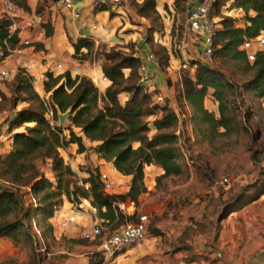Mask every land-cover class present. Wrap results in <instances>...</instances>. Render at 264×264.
I'll return each instance as SVG.
<instances>
[{
  "label": "trees",
  "instance_id": "trees-1",
  "mask_svg": "<svg viewBox=\"0 0 264 264\" xmlns=\"http://www.w3.org/2000/svg\"><path fill=\"white\" fill-rule=\"evenodd\" d=\"M233 3V8L242 10L241 19L222 14L225 4L221 0H214L211 7V16L219 18L214 36L216 65L194 60L191 62L196 66L194 74L185 71L181 78L180 100L194 111L193 120L198 125H206V130L212 134L218 133L220 128L226 132L239 129L241 107L248 96L264 100V48L256 53L254 62L248 60L247 51L243 49L247 39L264 32V0H234ZM17 4L27 8L22 0ZM132 4L140 17L156 25L150 27L149 32L159 31L162 35L164 26L160 22L162 16L157 0ZM179 4L176 0V5ZM183 4L188 8L186 0ZM96 9L109 10L112 7L103 5ZM9 22L6 17L0 20V48L4 49L5 56L10 53L5 44L13 49L19 42L16 34L8 36ZM72 47V57L79 63L94 61L95 42L90 37L77 38ZM152 53L160 68L165 70L170 66L168 48L159 45L154 52L152 49ZM103 56L102 74L109 80L103 83V91L91 77H72L70 72L58 75L46 72L43 89L49 95L44 100V95L34 89L32 77L24 68H18L9 84L11 96L0 92V112L14 110L8 121L9 129L25 127L24 131L11 135L10 149L0 154V179L5 183L0 187V237H8L15 245L23 246L31 238L36 239L33 222L41 237L48 231L55 238L51 219L62 210L64 202L77 204L89 200L97 209L99 218L121 224L125 217L119 213L116 203L130 200L139 205V197L147 191L145 166L161 167L164 173L159 178L180 175L186 169L176 134L180 117L167 101L162 104L155 100L157 92L148 90L141 83V58L136 57L134 51L128 54L115 49L103 52ZM225 60L246 74L252 72L250 79L238 83L228 77L217 65L218 61ZM121 94L127 95L124 102L120 99ZM207 97L217 103L218 114L207 108ZM20 102L26 106L15 110ZM44 102L53 111L54 125H50L45 117ZM59 112L68 113V138L63 136V129L58 125ZM152 116L156 118L150 122L148 119ZM31 123L32 126H26ZM72 127L77 128L79 134L73 132ZM85 138L94 143L92 149L99 158L111 162L121 174L131 176L126 193L105 192L99 167L85 170L88 178H82L80 183L86 189L78 185L75 172L64 162L60 150L74 143L78 152H84L87 149ZM45 160L51 161L54 180L37 167V162ZM22 188L36 198V206L31 205V212L23 214L25 220L28 216L26 222L18 215L22 211L18 197ZM260 195L248 194L245 204L256 201ZM131 218L135 220V215Z\"/></svg>",
  "mask_w": 264,
  "mask_h": 264
},
{
  "label": "rangeland",
  "instance_id": "rangeland-1",
  "mask_svg": "<svg viewBox=\"0 0 264 264\" xmlns=\"http://www.w3.org/2000/svg\"><path fill=\"white\" fill-rule=\"evenodd\" d=\"M170 1L171 3H166L163 8L162 4L157 6L162 16L160 22L164 26L162 35L159 31L150 33L149 28L155 25L154 22L137 14L132 2L141 3V0H130V6L133 8L134 14L129 16L127 13L128 17H131L132 30L138 33V40L134 42L139 43V38L143 37L142 41L150 49L145 52L141 48V60L147 61V55L152 52V49L153 52L157 50L159 45L165 46L170 52L171 77L165 76L164 80H159L155 73L150 74L149 70L142 66L141 83L148 90L153 85L157 88L164 86V88L167 87L174 93V100H171L169 96H161V99L156 97L155 100L162 104L167 101L168 105L176 113L178 112L181 117L176 128V134L178 135V147L183 156V162L186 164V169L182 174L167 178H159L164 173L161 167L154 165L150 169L151 165L145 166L147 191L141 194L138 200L140 214H147L148 216V232L150 235L162 234L155 225L160 220H163L166 226H172L174 232H181L177 240L172 239V242L166 240L164 234H162V241L170 243L172 247L178 248L181 246L187 249L190 246L186 242L187 240L197 241L198 243H204L207 240L205 243L206 251L216 253L221 251L224 253L230 251L231 242H238V248L232 250L240 256L253 257L264 246V104L262 100L248 96L245 104L241 107L242 121L237 131L226 132V130L220 128L218 133L212 134L206 130V125H198L193 120L194 111L179 98L182 88L181 78L185 71H188L191 75L194 74L196 66L191 62L194 60L200 61L199 56H202V53H197L200 49V43L194 41L192 37L195 30L189 26V11L185 7L186 4H183V0H177L180 3L179 5H176V0ZM13 2L18 6L17 0H13ZM221 2L225 4L222 14L240 19L243 17L242 13L238 14L237 10L239 9L233 8L234 0H221ZM35 9L39 12V5ZM211 17L217 26L219 18ZM149 39L152 41H149ZM134 42L128 41L110 48H107L108 44L104 41L98 44L95 43L94 61L90 62L102 64L103 52H109L111 49L128 52V54L134 51V54H136L139 52L136 49L138 43ZM153 64L159 66V63ZM214 64L216 65L215 61ZM217 65L223 69L228 77L238 83L246 82L252 75V72L246 74L227 60L218 61ZM11 80L12 78L0 79V92L6 94L7 97L11 96L9 89ZM31 83L33 85V80H31ZM154 91L157 92V95L161 93L159 88ZM46 97L48 95H44V100ZM126 97V94L120 95L123 102ZM207 99L211 98L207 97ZM23 106H26V104L20 102L15 110H19ZM13 111L8 109L0 112V147L7 144L14 132L24 131V126L9 129L8 121L12 117ZM216 114H218V110ZM66 116H68V113ZM155 118V116H152L148 120L153 122ZM32 125L31 123L26 126ZM59 126L63 129V136L68 138L69 131L66 127L69 126V123L67 117L65 122ZM72 130L79 134L77 128L72 127ZM154 132L155 130L152 131V133ZM84 140L87 143V146H85L87 149L91 146L93 148L94 143H90L86 138ZM73 144L69 143L65 146L67 152L62 153V158L69 166L71 162L72 167H70L75 172V179L78 185L82 187L84 185L80 183L81 179L88 178L85 170L94 166L96 157L86 149L87 151H84L82 156L87 162L79 161L78 157L76 158L72 153L73 150L70 149ZM137 146L138 144H136ZM50 162V160L39 161L37 167L51 180H54ZM106 166L104 169L109 171L108 168H111V165ZM224 177L228 178V182H223ZM118 182H121V180L118 179ZM250 185L258 186L252 188L249 187ZM1 186H4V184L0 179ZM84 188L86 189L85 186ZM120 191V189L117 190V192ZM25 192V188L18 192V197H20L22 203V211L20 210L21 214L18 215H21L23 222L28 219L26 215L27 219L25 220L23 214L32 210ZM248 194L250 196L261 195L256 201L245 204ZM68 203L64 202L62 206V216H67L75 211L73 205L70 207ZM81 204L85 206L86 212L90 214L92 204L89 201L88 203L81 201ZM156 212L161 213V215H157ZM55 226L58 233L69 232L72 228H76L77 231L74 233V237L69 239L59 234H55L56 237L54 238L46 231L44 237H38L36 234L35 240L31 238V241L23 246L15 245L8 238L9 240H6L7 244H0V264H119L118 256L106 260L98 252L102 239L89 241L82 238V232L86 228L79 227V224H77L61 230L58 228L56 220ZM186 259L189 260V257H186Z\"/></svg>",
  "mask_w": 264,
  "mask_h": 264
},
{
  "label": "crops",
  "instance_id": "crops-1",
  "mask_svg": "<svg viewBox=\"0 0 264 264\" xmlns=\"http://www.w3.org/2000/svg\"><path fill=\"white\" fill-rule=\"evenodd\" d=\"M193 1L194 0H186L188 11L193 6ZM22 2L27 5L26 9L19 5L16 6L13 2L15 8L11 14L16 22L19 42L5 59L0 60V71L6 70L9 72V78H2L0 76V79H11L18 68H24L32 78H37L39 80V83L34 86V89L41 96L49 95V93H45L43 89L46 72H52L54 75L70 72L72 77L76 75H85L92 79L96 77L99 81L97 80L95 84L104 90L105 84H103L104 82L101 80L103 77L101 64L91 63L89 61L79 63L72 57L74 50L71 42L76 41L79 37H89L92 35L91 25L93 23L100 22L104 25V43L108 44L107 48L124 42H134L138 40V33L132 30L131 17L129 18L127 15V13L129 16L134 14L133 8L130 6V0H127L122 7H114L109 10H97L94 6V0H75V10L80 12V19L75 18L72 12L65 10L57 0H22ZM166 3L170 4L171 1L158 0V4H162V8ZM37 5L40 7L39 12L35 9ZM170 9L172 10L171 6ZM237 12L238 14H243L242 10H237ZM112 13H114L113 16L111 15ZM2 17H5V10L2 5V0H0V20ZM192 37L194 41H199L200 43V49L197 53H203L201 41L202 31L200 29L195 30ZM139 39L136 49L140 54L142 50L148 52L150 50L148 45L144 44L142 37ZM26 41L27 43H25ZM199 57L200 61L204 63V58L202 56ZM58 65H60V68H58ZM145 69H148L150 74L155 73V76H157L159 80H164L165 76L168 77L172 74L171 66L167 68L166 71H163L158 65L148 63ZM157 73L158 75H156ZM158 88L161 89V93L158 92L159 95H156L158 99L161 98V96H169L171 100L175 99L173 96L174 93L171 92L169 88H164V86ZM158 88L153 85L150 87V90L154 91ZM262 102L264 104V100H262ZM206 106L210 111L217 112V104L212 99H206ZM90 143L92 142L90 141ZM84 144L87 146L85 140ZM10 147L11 139L8 140L5 146L0 147V153L3 154L7 152ZM91 148L92 146L87 150L92 152L96 157V161H94V166H92V168L99 167V169H104V167H107L106 165H111V168L108 169L115 182L118 184V188L115 192L120 189L121 191L118 193H126L129 190L131 176H125L118 172L111 162L99 158ZM70 149L71 151L73 150L72 153L76 158L78 157L79 161L87 162L84 156H82L84 152H76L77 145L73 144ZM152 167H154V165H151L149 168L152 169ZM162 173L161 170V174ZM118 179H120L121 182H118ZM26 196L28 197V193ZM68 204L70 207L72 206L71 203ZM82 207H84L85 211L79 212L76 216L78 223L74 225L79 224V227L88 228L104 220L99 218L92 210L91 213L88 214L85 206L82 205ZM137 213L140 214L139 205L137 207ZM156 214L158 215L159 212H156ZM159 215H161V213ZM136 219L135 217V220ZM55 220V218L51 219L55 234H59L66 239L74 237V233L77 231L76 228H72L69 232L58 233ZM155 225L169 242H172V239L177 240L178 236L181 235V232H174L172 226H166L163 220L158 221ZM148 234L149 232L147 233L146 239L140 245L129 248L118 255L119 264H176L179 259H186V257H189V260H186L191 264H264L263 249L253 257L240 256L232 250L238 248V242H231L230 251H225L224 253L219 251L216 253L205 250V243L207 240H205L204 243L187 240L186 242L190 245L187 249L179 245L178 248H175L170 246V243L162 241V234ZM6 240H9L8 237H0V244H7Z\"/></svg>",
  "mask_w": 264,
  "mask_h": 264
},
{
  "label": "built area",
  "instance_id": "built-area-1",
  "mask_svg": "<svg viewBox=\"0 0 264 264\" xmlns=\"http://www.w3.org/2000/svg\"><path fill=\"white\" fill-rule=\"evenodd\" d=\"M60 5L70 12H72L73 16L77 19L81 18L80 12L75 10V0H57ZM127 0H94L95 8H99L103 5L114 7H122L126 3ZM214 1V0H213ZM213 1L210 0H194L193 6L189 9V26L191 29L202 30V47L203 53L202 57L204 58V63L213 65L214 63V36L216 34V25L214 24L211 17V7ZM2 5L5 10L6 18L9 19V24L7 26L8 36L17 35V26L16 22L13 19L12 11L15 8V5L11 0H2ZM93 34L89 37L95 42L100 43L105 40V27L100 22H95L91 25ZM143 40V37H142ZM27 43V41L25 42ZM6 45V51L11 52L12 49ZM264 48V36L263 34L255 37L247 39L243 44V49L247 51L248 60L254 62L256 59V53L259 50ZM4 49L0 48V60L5 59ZM140 53L137 52L135 54L136 57H140ZM146 60H143L144 68L147 66L149 62L158 63L155 54L150 52ZM60 68V65H58ZM0 76L2 78H9V72L6 70L0 71ZM33 85H37L39 80L37 78H32ZM93 80L97 82L98 78L94 77ZM103 82H109L108 78L103 76L101 78ZM161 99V98H160ZM45 105V117L49 121L50 125H54V116L53 111L50 105L47 102H44ZM180 117V116H179ZM181 118V117H180ZM61 153H66V147H62L60 150ZM99 178L103 184V188L105 192L116 193V189L118 188V184L115 182L110 170L106 171V169H100ZM223 182H228V178L224 177ZM5 184V183H4ZM29 191V189H28ZM88 203L89 200H82ZM90 202V201H89ZM28 204L33 207L36 206V198L28 192ZM118 206V211L125 217L123 223L119 225H115L110 223L109 221H102L91 225L86 228L84 232H82V238L89 241H96L98 239H102L101 244L98 247V252L103 255V258L113 259L123 251L132 248L134 246L140 245L147 237L148 233V216L147 214H138L137 213V204L134 201H126V202H118L116 203ZM75 211H72L67 216H62V210H60L55 219L57 221V226L59 229L63 230L68 228L70 225H74L77 223L76 216L81 211H85L84 207H82L81 202L77 204H72ZM91 210L95 213L97 209L91 207ZM132 215H135L137 218L133 220L131 218ZM33 227L35 233L40 236V231L35 226L33 222ZM264 250V246L262 248ZM176 264H191L186 259H179Z\"/></svg>",
  "mask_w": 264,
  "mask_h": 264
},
{
  "label": "water",
  "instance_id": "water-1",
  "mask_svg": "<svg viewBox=\"0 0 264 264\" xmlns=\"http://www.w3.org/2000/svg\"><path fill=\"white\" fill-rule=\"evenodd\" d=\"M66 115H67V113H64V114L58 113V123H59V125H62L65 122V119L67 117Z\"/></svg>",
  "mask_w": 264,
  "mask_h": 264
}]
</instances>
